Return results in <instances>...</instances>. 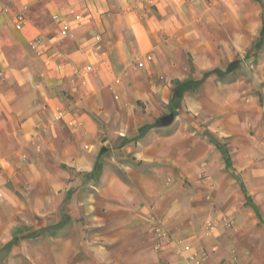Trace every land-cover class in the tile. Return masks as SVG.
<instances>
[{"label":"clouds","instance_id":"obj_1","mask_svg":"<svg viewBox=\"0 0 264 264\" xmlns=\"http://www.w3.org/2000/svg\"><path fill=\"white\" fill-rule=\"evenodd\" d=\"M0 264H264V0H0Z\"/></svg>","mask_w":264,"mask_h":264}]
</instances>
